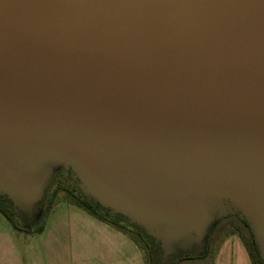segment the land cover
Masks as SVG:
<instances>
[{
  "label": "water",
  "instance_id": "water-1",
  "mask_svg": "<svg viewBox=\"0 0 264 264\" xmlns=\"http://www.w3.org/2000/svg\"><path fill=\"white\" fill-rule=\"evenodd\" d=\"M62 148L171 244L200 226L210 173L230 175L264 241V0H0V181L16 206L42 199Z\"/></svg>",
  "mask_w": 264,
  "mask_h": 264
},
{
  "label": "rangeland",
  "instance_id": "rangeland-1",
  "mask_svg": "<svg viewBox=\"0 0 264 264\" xmlns=\"http://www.w3.org/2000/svg\"><path fill=\"white\" fill-rule=\"evenodd\" d=\"M46 160L50 164L47 168L42 169L41 181L43 183L42 192H44L45 195L43 197L44 199L42 198L32 201L29 207L26 206V215H23L22 218H20V221L26 226L25 229H29L30 227L36 228L42 221H44L40 215L46 217L49 211V198L52 196L54 190L58 188L59 192L57 198L59 202L54 205L50 214H48V216L50 215L48 220L47 218L46 220L47 225L50 224V226L66 228L55 230L56 232H59L61 243V247L59 244V248L61 252L65 248V242L74 243L75 241L77 244V257L85 259L87 243H95L93 241L102 242L105 240L104 236L107 235L109 244H117L124 242V240H127L129 237L124 232L117 233L115 231V233H113L111 230L107 231V229H104L105 225H103L107 223L106 221H99L98 218L89 214L86 210L72 204L69 205L67 202L68 192L64 187L78 193L81 191V181L86 186L87 190L90 192L93 190L92 192L95 195L92 192L91 193L94 198L99 202L102 201L103 204H101L103 206H108V208H111L114 211L119 210L134 221L141 223L150 234L159 240L162 246H165L166 251L175 248H186L203 235L206 230L205 228H207L206 225L210 220L212 222L217 215L220 216L221 219L216 222V226L209 232L210 243L207 244L204 239L200 238L201 241L199 240L197 249L193 252L199 256L191 259H183L178 264H252L240 232L241 230L244 232L246 231L242 221V215L252 223L249 217V210L252 207L255 211V205H253L252 198L245 185L234 177L223 172L213 171L210 173L205 182V191L207 194L209 191L213 196V201L207 206V211L209 213L207 221L200 224L198 227L192 228L187 236L173 240L171 244L162 234L159 233L152 218L142 208L133 203L114 202L97 189L92 181V177L94 176L90 169L89 160L84 154L78 152L75 148H62L57 152L49 154L46 159H44L43 164H45ZM60 164L69 165L76 172L77 177L74 176L69 169L59 168L55 170L53 181L49 186L47 180L52 174L54 168ZM85 167H88L86 179H84L79 172L80 168ZM87 181L92 183L91 189L86 185L85 182ZM1 185H3L2 182ZM0 190L5 192L1 187ZM247 207L248 210L246 209ZM237 211L242 215L238 214ZM2 224L11 225L8 219L0 212V225ZM100 227L103 228L100 229ZM93 230L97 231V233H93ZM32 233L33 232H29L28 230L14 232L15 239L16 241H19L20 247L24 245L25 238L31 237ZM99 236L101 237L99 238ZM197 250L200 251V253H197ZM110 251L115 253L114 257H120L117 256L120 255L118 250L114 249ZM0 257L4 258L5 254H1Z\"/></svg>",
  "mask_w": 264,
  "mask_h": 264
},
{
  "label": "trees",
  "instance_id": "trees-1",
  "mask_svg": "<svg viewBox=\"0 0 264 264\" xmlns=\"http://www.w3.org/2000/svg\"><path fill=\"white\" fill-rule=\"evenodd\" d=\"M59 168L69 169L71 173L77 177L76 172L70 166L60 164L54 168L52 174L50 175V178L48 180L49 186L53 181L55 170ZM80 186L81 191H79L78 193H76L74 190L64 187V189L68 192L67 202L86 210L89 214L93 215L99 220L106 221L116 229L128 235L144 251L147 264H178L183 259L196 258L199 255L193 252L196 251L200 238L204 239L206 243L209 244V232L216 226V222L221 219V217L217 215L216 218L213 219V221L208 225L203 235L199 237L197 241L193 242L190 246H187L186 248H177L172 252L166 253L159 240H157L155 236L150 234L142 224L134 221L132 218L123 213L116 212L111 208L103 206L94 198V196L87 190L86 186L81 181ZM58 192V188L54 190L52 196L49 198V211L46 217L40 215V217L43 218L44 221H42L34 229H31V227L29 229H25V226L21 223L20 218H22L23 215H26V212L20 207L16 206L13 200L2 191H0V212L14 227L19 230H28L29 232H42L48 214L53 209L54 205L59 202L57 198ZM44 196L45 195H43V197ZM237 213L242 215L239 211H237ZM242 221L246 231L244 232L243 230H241V232H239L248 250L251 263L264 264V258L262 256L261 248L250 221H248L243 215ZM198 252L200 253V251L197 250V253Z\"/></svg>",
  "mask_w": 264,
  "mask_h": 264
},
{
  "label": "crops",
  "instance_id": "crops-1",
  "mask_svg": "<svg viewBox=\"0 0 264 264\" xmlns=\"http://www.w3.org/2000/svg\"><path fill=\"white\" fill-rule=\"evenodd\" d=\"M47 220L43 231L33 232L31 237L25 238L22 247H20L19 241H16L14 234L19 229L12 224L0 225V255L5 254L4 258L0 257V264H147L144 251L130 237L124 242L109 244L106 235L102 242L87 243L85 259L77 257L75 241L74 243L65 242V248L61 252L59 232L55 230L66 228L47 225ZM103 225L107 231L122 232L109 223ZM102 228L100 227V229ZM92 232L97 233L94 230ZM114 249L118 250L119 258L114 257L115 253L110 251Z\"/></svg>",
  "mask_w": 264,
  "mask_h": 264
},
{
  "label": "bare ground",
  "instance_id": "bare-ground-1",
  "mask_svg": "<svg viewBox=\"0 0 264 264\" xmlns=\"http://www.w3.org/2000/svg\"><path fill=\"white\" fill-rule=\"evenodd\" d=\"M49 164L50 163L47 162V160H46L43 168L44 169L47 168L49 166ZM84 170H83V168H81L82 175H84ZM41 178H40V180H41ZM0 187L3 188L5 192H8L11 196H14V194L12 193V191L9 188H7L6 186L4 187L3 185H1V181H0ZM40 189H41V182H40V184L38 185V187L36 189V193H35L34 198H38L40 196V192H41ZM207 201H208L207 205L211 204L212 201H213V196L209 193V191H208V194H207ZM246 209L248 210V207ZM249 211H250L249 217L251 218V220L253 222V225L255 226V228L257 230V233H258L259 238H260V242H261L263 250H264V241H263V237H262V234H261V229H260L261 225H260L259 216H258V214L255 213L254 209L251 208ZM208 215H209V213H208L207 209H205L203 214H202V216H201L200 224L207 220Z\"/></svg>",
  "mask_w": 264,
  "mask_h": 264
}]
</instances>
